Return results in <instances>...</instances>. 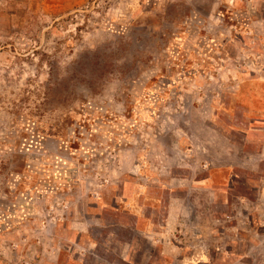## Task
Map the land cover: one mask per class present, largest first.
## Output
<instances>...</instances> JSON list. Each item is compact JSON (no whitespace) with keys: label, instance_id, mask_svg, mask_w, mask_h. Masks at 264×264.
<instances>
[{"label":"rangeland","instance_id":"rangeland-1","mask_svg":"<svg viewBox=\"0 0 264 264\" xmlns=\"http://www.w3.org/2000/svg\"><path fill=\"white\" fill-rule=\"evenodd\" d=\"M0 264H264V0H0Z\"/></svg>","mask_w":264,"mask_h":264}]
</instances>
